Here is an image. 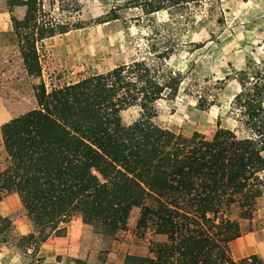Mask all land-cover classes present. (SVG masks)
I'll return each instance as SVG.
<instances>
[{
	"label": "trees",
	"instance_id": "16d2710c",
	"mask_svg": "<svg viewBox=\"0 0 264 264\" xmlns=\"http://www.w3.org/2000/svg\"><path fill=\"white\" fill-rule=\"evenodd\" d=\"M208 1L144 0L145 15L165 11L169 19L151 28L154 61H131L75 84L48 88L41 81L33 87L36 108L0 127L7 161L0 197L17 196L33 228V254L50 237H64L75 217L93 227L103 209L115 206V229L138 209L137 231L166 236L138 264H260L254 256L235 262L230 245L254 232L264 199V78L251 73L234 97L241 137L217 126L210 139L198 132L185 138L143 115L181 89L182 76H163L157 64L179 43L171 26L183 10ZM5 3L23 68L40 79L37 45L54 36V26L41 21L42 0ZM17 7L25 8L22 18ZM206 97L201 92L198 110L212 105ZM132 107L140 118L124 126L121 113Z\"/></svg>",
	"mask_w": 264,
	"mask_h": 264
},
{
	"label": "rangeland",
	"instance_id": "374dc122",
	"mask_svg": "<svg viewBox=\"0 0 264 264\" xmlns=\"http://www.w3.org/2000/svg\"><path fill=\"white\" fill-rule=\"evenodd\" d=\"M146 5L144 0H42L41 21L52 24L55 31L37 45L39 79L29 77L23 68L5 0H0V127L36 108L33 87L41 81L48 88L75 84L88 74L106 73L131 61H154L147 46L151 28L168 15L165 11L145 15ZM14 14L22 18L25 8L17 7ZM192 18L201 24L193 25ZM179 19L171 26L178 45L162 63H155L163 76L179 73L181 89L175 98L157 102L143 115L159 128L185 138L198 132L210 139L217 126L241 137L243 124L232 103L242 85L252 81L251 73L264 78V0H211L183 10ZM203 91L212 104L204 111L195 107ZM140 115L139 108H129L121 113V122L129 126ZM6 167L0 135V173ZM0 198V264H61V256H55L60 250L55 237L33 254L27 240L33 228L15 193ZM115 214V206L103 209L99 224L92 227L94 234L107 241L106 255L98 262L138 264L140 258L149 256L155 234L136 230L138 209L130 211L125 228L115 229ZM253 224L254 232L230 245L235 262L254 256L264 264V199Z\"/></svg>",
	"mask_w": 264,
	"mask_h": 264
},
{
	"label": "crops",
	"instance_id": "0c3cea01",
	"mask_svg": "<svg viewBox=\"0 0 264 264\" xmlns=\"http://www.w3.org/2000/svg\"><path fill=\"white\" fill-rule=\"evenodd\" d=\"M55 241H58L56 245L60 248L57 251L59 253H56L55 256H61V264H99L98 258L106 255L107 241L94 234L93 228L84 225L78 217H75L67 226L65 236L55 238ZM165 242V235H155L149 256L152 255L153 247L156 244Z\"/></svg>",
	"mask_w": 264,
	"mask_h": 264
}]
</instances>
